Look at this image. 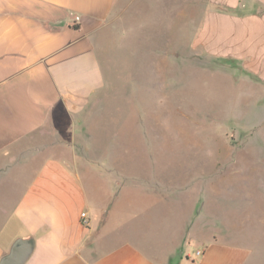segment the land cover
<instances>
[{"label": "rangeland", "instance_id": "obj_1", "mask_svg": "<svg viewBox=\"0 0 264 264\" xmlns=\"http://www.w3.org/2000/svg\"><path fill=\"white\" fill-rule=\"evenodd\" d=\"M257 35L263 40L264 0H121L99 40L104 88L87 113L89 134H62L65 148L94 141L125 152L114 157L116 180L177 182L176 201L143 199L142 227L169 236L179 260L198 261L203 241L215 238L246 252L243 264H264Z\"/></svg>", "mask_w": 264, "mask_h": 264}, {"label": "crops", "instance_id": "obj_2", "mask_svg": "<svg viewBox=\"0 0 264 264\" xmlns=\"http://www.w3.org/2000/svg\"><path fill=\"white\" fill-rule=\"evenodd\" d=\"M120 1L0 0V258L32 240L24 264H243L246 252L215 238L198 261L179 260L169 236L142 227L143 199L176 201L177 182L116 180L114 157L125 152L61 143L66 132L89 134L104 88L99 40ZM259 38L252 52H264ZM195 216L193 207L186 234Z\"/></svg>", "mask_w": 264, "mask_h": 264}, {"label": "water", "instance_id": "obj_3", "mask_svg": "<svg viewBox=\"0 0 264 264\" xmlns=\"http://www.w3.org/2000/svg\"><path fill=\"white\" fill-rule=\"evenodd\" d=\"M33 249L32 240H16L7 254L0 258V264H24Z\"/></svg>", "mask_w": 264, "mask_h": 264}, {"label": "built area", "instance_id": "obj_4", "mask_svg": "<svg viewBox=\"0 0 264 264\" xmlns=\"http://www.w3.org/2000/svg\"><path fill=\"white\" fill-rule=\"evenodd\" d=\"M80 217L83 218V219H86V214H85V212H82V213L80 214ZM200 254H201V251H197V252H196V255H200Z\"/></svg>", "mask_w": 264, "mask_h": 264}, {"label": "trees", "instance_id": "obj_5", "mask_svg": "<svg viewBox=\"0 0 264 264\" xmlns=\"http://www.w3.org/2000/svg\"><path fill=\"white\" fill-rule=\"evenodd\" d=\"M172 259H175V257H174V258H172ZM171 261H172V260L170 259V264H171Z\"/></svg>", "mask_w": 264, "mask_h": 264}]
</instances>
